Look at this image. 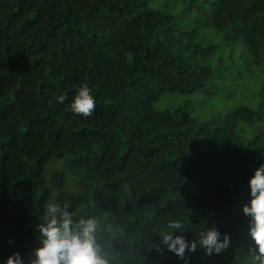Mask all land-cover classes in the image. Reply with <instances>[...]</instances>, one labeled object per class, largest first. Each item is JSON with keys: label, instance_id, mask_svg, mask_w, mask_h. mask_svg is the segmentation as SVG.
I'll list each match as a JSON object with an SVG mask.
<instances>
[{"label": "trees", "instance_id": "trees-1", "mask_svg": "<svg viewBox=\"0 0 264 264\" xmlns=\"http://www.w3.org/2000/svg\"><path fill=\"white\" fill-rule=\"evenodd\" d=\"M263 70L264 0H0V264L53 200L115 227L123 264H184L151 247L168 218L232 237L189 264H246L264 94L203 122L175 98ZM83 83L88 118L68 110Z\"/></svg>", "mask_w": 264, "mask_h": 264}, {"label": "clouds", "instance_id": "clouds-1", "mask_svg": "<svg viewBox=\"0 0 264 264\" xmlns=\"http://www.w3.org/2000/svg\"><path fill=\"white\" fill-rule=\"evenodd\" d=\"M56 103L63 104L66 97L58 94ZM96 109V98L88 84L75 88L68 110L74 116L91 117ZM248 201L242 205L243 216L248 218L246 264H264V163L255 168L248 179ZM199 227V225H198ZM179 218H168L160 229L158 242L152 243L156 251L173 253L184 264H189L187 253L202 249L205 256L220 255L232 244V237L221 232L215 222L199 227L195 238ZM37 246L27 255L15 251L3 264H123L113 254L117 229L109 227L94 213L74 215L68 204L55 200L46 203L43 214L34 228ZM193 237V235H192ZM11 242V241H10Z\"/></svg>", "mask_w": 264, "mask_h": 264}, {"label": "rangeland", "instance_id": "rangeland-1", "mask_svg": "<svg viewBox=\"0 0 264 264\" xmlns=\"http://www.w3.org/2000/svg\"><path fill=\"white\" fill-rule=\"evenodd\" d=\"M264 77V70L262 75ZM213 87V84H210ZM264 86L262 81L253 78V75L248 76L245 73L242 78L237 80H226L217 85H214L213 90L207 89L203 93H197L191 96H177L175 99L181 101L178 105H187L191 111V115L198 122L207 121L218 112H225L229 108L236 105H254L255 100L264 94ZM233 95V96H232ZM168 98V97H167ZM157 108H165L163 106Z\"/></svg>", "mask_w": 264, "mask_h": 264}]
</instances>
